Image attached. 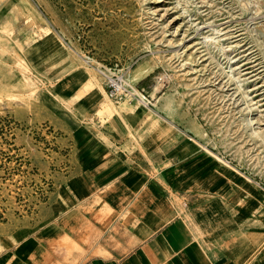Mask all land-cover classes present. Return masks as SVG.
I'll use <instances>...</instances> for the list:
<instances>
[{
	"label": "rangeland",
	"instance_id": "1",
	"mask_svg": "<svg viewBox=\"0 0 264 264\" xmlns=\"http://www.w3.org/2000/svg\"><path fill=\"white\" fill-rule=\"evenodd\" d=\"M2 19L0 241L41 222L75 127L142 109L182 123L197 184L264 202V0H0ZM104 66L136 97L115 103Z\"/></svg>",
	"mask_w": 264,
	"mask_h": 264
},
{
	"label": "crops",
	"instance_id": "2",
	"mask_svg": "<svg viewBox=\"0 0 264 264\" xmlns=\"http://www.w3.org/2000/svg\"><path fill=\"white\" fill-rule=\"evenodd\" d=\"M93 121L62 140L70 173L40 223L0 241V264H264L261 194L197 184L181 122L144 109Z\"/></svg>",
	"mask_w": 264,
	"mask_h": 264
},
{
	"label": "built area",
	"instance_id": "3",
	"mask_svg": "<svg viewBox=\"0 0 264 264\" xmlns=\"http://www.w3.org/2000/svg\"><path fill=\"white\" fill-rule=\"evenodd\" d=\"M98 69L104 78L103 85L106 92L115 103L136 97L133 89L126 85V74L122 70L107 66Z\"/></svg>",
	"mask_w": 264,
	"mask_h": 264
},
{
	"label": "bare ground",
	"instance_id": "4",
	"mask_svg": "<svg viewBox=\"0 0 264 264\" xmlns=\"http://www.w3.org/2000/svg\"><path fill=\"white\" fill-rule=\"evenodd\" d=\"M82 75V73H80V72H76L75 73V76H78V77H80ZM127 83V82H126Z\"/></svg>",
	"mask_w": 264,
	"mask_h": 264
}]
</instances>
